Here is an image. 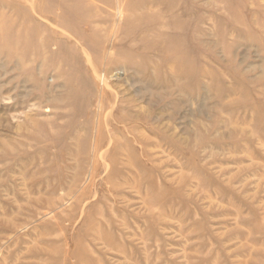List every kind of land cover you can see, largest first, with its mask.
Returning <instances> with one entry per match:
<instances>
[{
    "label": "rangeland",
    "instance_id": "1",
    "mask_svg": "<svg viewBox=\"0 0 264 264\" xmlns=\"http://www.w3.org/2000/svg\"><path fill=\"white\" fill-rule=\"evenodd\" d=\"M0 264H264V0H0Z\"/></svg>",
    "mask_w": 264,
    "mask_h": 264
}]
</instances>
